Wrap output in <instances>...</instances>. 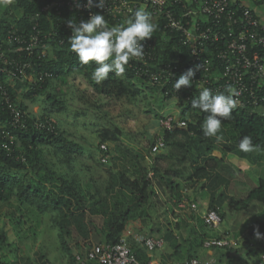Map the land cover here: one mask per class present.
<instances>
[{
    "label": "trees",
    "instance_id": "trees-1",
    "mask_svg": "<svg viewBox=\"0 0 264 264\" xmlns=\"http://www.w3.org/2000/svg\"><path fill=\"white\" fill-rule=\"evenodd\" d=\"M4 1L10 2L11 8L2 10ZM44 6L45 0H0V44L4 45L6 52L9 50L7 44L9 31L17 30L19 35L27 37L33 32L36 16L39 14L42 47L38 53L45 52L47 48L53 51L52 55L45 53L46 56L40 59L37 56L28 59L23 54L22 59L32 64L27 74L34 77V82L19 83L27 88L26 99L30 103L47 104L58 112H64L66 103L62 100L61 89L68 84V77L75 74L82 75L100 95L135 99L143 93L136 87L135 81L148 84L149 75L128 66L122 76L117 77L109 73L108 79L99 84L96 83L91 78V73L96 67L95 62H90L88 65L81 64L78 56L71 51L68 42L72 32V29L68 27V21L74 20L79 23L89 18L78 17L67 10L61 15L53 12L44 14L42 13ZM13 11L20 12L22 15L18 17ZM163 36L167 41L163 40ZM147 39L152 40L161 59L165 62L177 59L180 51L187 53L186 49L180 45L177 35L164 29L163 22L152 33V37ZM7 56L18 58V55L11 52H7ZM151 71L155 72V70ZM8 78L6 74H0V83L8 87L13 101L23 112L25 127H14L11 124L10 112L0 106V201L17 200L40 214L55 213L54 223L58 231L60 247L69 256L71 264H75L76 251L81 242L93 241L98 244L115 245L127 232L143 231L145 219H151L149 212L157 209L160 203L156 201V187L164 190L165 186L180 198L179 186L169 177V170L163 171L160 167L161 162L175 157L182 166L190 163L189 167L192 169L187 176L180 171L174 172L178 178L187 177L186 181L208 182L204 188H207L210 193L208 208L210 210L218 212L222 208L227 197L226 192L241 196L236 189L237 186H244L239 177L247 179L250 184L248 191L238 201L234 199L232 201L237 205L247 204L261 209V218L250 222L246 227L250 228L259 224L261 230H264V178H259L257 183H254L241 169H236L231 163L226 162L225 156L233 152L229 147L223 149L222 157L212 155L215 151L212 137L204 136L202 131V124L208 113L191 107L192 99L198 96L192 95L191 100L181 111V115L188 121L187 128L164 132L167 147L172 148L175 153L160 155L154 159L151 169L153 178L145 175L140 179L132 180L125 171L111 173V180L119 186L117 193L124 200L123 205L119 202L114 203L112 207L108 198L98 193L86 195L76 180L69 179L53 170L46 158L47 152L63 156L67 163H71L72 158L85 153V148L72 140L67 132L60 130L57 123L47 115L37 117L29 111L27 104L18 103L13 90L6 84ZM55 82L58 86H54ZM182 94L185 95L184 91ZM160 118L164 117L160 116ZM188 118L192 120L189 121ZM221 127L225 128L228 141L236 144L237 148L244 136H250L254 149L264 150L263 115L235 108L231 118L222 121ZM7 133L10 135L7 136ZM121 136L122 132L118 129L103 130L100 135V146L104 143H116ZM101 152L108 154L107 151L101 150ZM126 152L129 153L128 150ZM241 157L247 159L251 155L244 152ZM156 179H159L158 184L154 182ZM114 184L110 182L106 189L108 193L115 188ZM221 217H224V214ZM198 221L204 228L206 227L202 219ZM154 230L161 232L158 228L152 229ZM190 234L188 239L190 249L186 259L200 257L199 250L203 249L205 240L210 237L202 235L196 229H192ZM166 238L169 242L175 240L170 228L166 229ZM7 242L8 236L2 232L0 252ZM131 246L138 260L142 264H147L149 262L147 257L141 255L132 244ZM176 248H178L177 245Z\"/></svg>",
    "mask_w": 264,
    "mask_h": 264
},
{
    "label": "rangeland",
    "instance_id": "rangeland-1",
    "mask_svg": "<svg viewBox=\"0 0 264 264\" xmlns=\"http://www.w3.org/2000/svg\"><path fill=\"white\" fill-rule=\"evenodd\" d=\"M8 8H11L10 2L4 1L2 10ZM13 13L18 17L22 15L20 12L13 11ZM45 53L52 55L53 51L47 48ZM28 79H33V76L28 75ZM6 84L13 90L18 103L27 104L29 111L37 117L47 115L57 123L60 130L67 132L72 140L85 148V153L72 158L71 163H67L63 156L47 152L46 158L53 170L76 180L86 195L98 193L108 198L112 207L114 203L124 204L123 198L117 193L119 186L110 178L112 172L125 171L132 180L140 179L145 175L153 178L151 169L154 159L160 155L175 153L168 146L160 154L153 156L151 144L158 135L164 137L160 116L179 118L181 103L179 100H166L160 89H153L151 85L142 81H135L136 87L143 92L137 98H116L96 93L82 75H71L68 77V84L61 89L62 100L66 103L64 112H58L47 104L30 103L26 99L27 88L16 80L8 78ZM54 86H58V83L55 82ZM256 112L264 116V108L257 109ZM188 120L192 119L188 118ZM115 129L120 130L122 136L116 143H104L108 154H103L100 135L103 130L115 131ZM218 135L222 136V140L217 141L212 137L215 146L213 156L222 157L223 149L229 147L233 152L225 156L226 162L231 163L236 169H241L254 183H257L259 178H264V150L254 149L245 152L251 157L244 159L241 157L244 152L237 148L236 144L228 141L224 127H221ZM127 150L129 153L126 152ZM235 150L239 152L236 153ZM105 156L107 161L103 162ZM189 166L190 163L182 166L176 157L161 162L162 170H169V177L178 184L180 198L165 186L164 190L156 187V201L160 203L157 209L149 212L151 219H145L143 231L133 230L127 233L135 249L141 248L137 242L139 237L147 235L161 237L167 242L165 253L169 255V259L182 261L189 254L188 239L192 229L198 230L202 235L210 236L209 229L204 228L198 221L201 219V214L194 213L187 205L197 203L200 212L209 208L210 193L204 188L208 182L186 181L187 177L178 178L174 173L180 171L187 176L192 170ZM239 180L244 184L236 187L241 196L225 191L227 197L222 208L218 210L221 216L224 214L219 233L231 232L243 249L237 253L219 252L218 264L244 262L242 258L246 254L247 243L258 239L257 236L253 238L245 236L244 233L250 222L261 218V209L247 204L237 205L232 201V199L238 201L250 187L244 177H239ZM110 182L115 188L108 193L106 189ZM154 182L158 184L159 179ZM182 202H186V208L180 207ZM55 217V213L40 214L17 200L0 201V234L3 232L8 236V242L0 252V264H71L69 256L60 247L58 231L54 223ZM154 228L160 229L161 232L152 231ZM167 228H170L175 236L172 242L167 241ZM140 254L144 256L143 253ZM207 255L203 249L199 250L200 257ZM155 256L160 257L159 253ZM161 260L163 264L169 263L165 258Z\"/></svg>",
    "mask_w": 264,
    "mask_h": 264
},
{
    "label": "built area",
    "instance_id": "built-area-1",
    "mask_svg": "<svg viewBox=\"0 0 264 264\" xmlns=\"http://www.w3.org/2000/svg\"><path fill=\"white\" fill-rule=\"evenodd\" d=\"M98 2L99 0H93V5L90 6L88 0H45L42 13L61 15L67 10L78 17L88 18L99 13L105 17L108 26L112 27L126 23L135 10L144 9L151 15L156 28L163 22L164 29L176 34L180 45L187 52L184 54L180 51L177 59L165 62L152 40L146 39L142 42L145 51L143 57L131 59L127 64L128 68H136L148 74V84L160 89L166 100H179L182 111L192 95L199 97L203 88L217 94L225 92L230 85L236 94L234 99L237 109L255 113L257 109L264 108V23L243 0H105L103 9L95 6ZM35 22L33 32L27 37L19 35L13 29L8 33L7 52L18 55V58H9L4 45L0 44V74H6L22 83L34 82V77L29 80L27 74L32 64L22 57L23 54L28 59L46 56L44 51L38 53L42 47L40 14L36 16ZM189 69L195 73L191 87H182L177 91L173 86L175 81ZM183 91L185 95L182 94ZM0 106L10 112L14 127H25L23 112L13 101L8 87L1 83ZM161 124L164 132H173L176 129H186L188 121L182 115L179 118L167 116L162 119ZM101 148L107 151L105 144ZM166 148L164 137L158 135L151 146V154L156 156ZM106 161L107 156L103 158V162ZM187 205L194 213L201 214V219L211 232L203 244V251L208 255L168 264H218L219 252L237 253L243 249L231 232L219 233L223 219L216 210L206 208L200 212L197 203ZM180 207L186 208V202H182ZM257 229L260 236L247 243L246 254L242 258L244 262L238 264H264V230H261L259 224H255L247 228L244 235L253 238ZM137 242L150 257L163 250L166 245L163 238L152 235L139 237ZM75 257V264H142L126 234L115 245L81 242ZM147 264L161 263L150 261Z\"/></svg>",
    "mask_w": 264,
    "mask_h": 264
},
{
    "label": "clouds",
    "instance_id": "clouds-1",
    "mask_svg": "<svg viewBox=\"0 0 264 264\" xmlns=\"http://www.w3.org/2000/svg\"><path fill=\"white\" fill-rule=\"evenodd\" d=\"M88 4L93 5V0H88ZM95 6L103 9L105 0H99ZM68 27L72 29V35L68 39L71 51L83 65L95 62L96 67L91 73V78L98 84L108 79L109 73L117 77L122 76L131 59L142 58L145 52L142 42L151 38L156 29L151 15L144 9L135 10L126 23L117 26L109 27L105 17L96 13L79 23L69 20ZM194 74V71L189 69L180 75L173 85L174 88L179 91L182 87H191ZM235 95L230 85L225 92L217 94L205 87L200 91L198 98L192 99V108L208 113L202 124L204 136L222 140L218 133L222 121L230 119L237 106ZM254 148L250 136H244L239 142V149L243 152L253 151ZM256 236H260L258 229Z\"/></svg>",
    "mask_w": 264,
    "mask_h": 264
},
{
    "label": "crops",
    "instance_id": "crops-1",
    "mask_svg": "<svg viewBox=\"0 0 264 264\" xmlns=\"http://www.w3.org/2000/svg\"><path fill=\"white\" fill-rule=\"evenodd\" d=\"M243 3L249 7H251V9L254 10V12L257 14V16L260 18V20L264 23V1L263 0H243ZM259 109H262V108H259ZM258 113V112H257ZM128 233V232H127ZM125 233L128 238H129V235ZM140 252L143 253L147 258V261H155V262H159L161 264H163V261L161 260L162 258L166 259L169 263L170 262H173L174 260L173 259H169V255L167 254L166 255V249H167V242H166V245H165V248L161 251H158L156 253H159V256H155L156 253H154L152 255V257L148 256V254L145 252V250L143 249V247L141 246V248H139Z\"/></svg>",
    "mask_w": 264,
    "mask_h": 264
}]
</instances>
